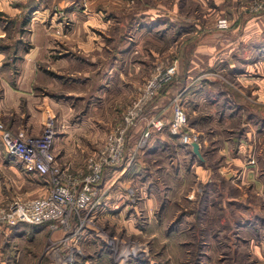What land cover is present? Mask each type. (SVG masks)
Returning <instances> with one entry per match:
<instances>
[{"label": "rangeland", "instance_id": "1", "mask_svg": "<svg viewBox=\"0 0 264 264\" xmlns=\"http://www.w3.org/2000/svg\"><path fill=\"white\" fill-rule=\"evenodd\" d=\"M118 2L122 4L116 8ZM85 3L86 0H0V85L4 81L17 85L26 72H44L47 85L55 69L62 73L56 74L62 76L60 79L69 82L71 70L82 69L88 71L89 76L83 74L88 81L98 75L106 87L104 97L100 94L102 99L94 100L98 110L90 117L100 131L95 135L97 140L88 143L84 166L77 170L66 159H57L68 174L87 170L88 158L120 126L127 107L156 66L174 62L177 73L165 87L166 94L161 90L143 112L136 129L128 132L126 154H134L131 163L124 170L121 164L107 179L113 183L112 201L117 194H124L122 203L118 207L106 205L95 228L86 227V234L70 236L63 229L49 226L36 232L29 225L16 229L0 223V264H62L69 257L72 264H264V189L258 190L244 177L246 168H255L259 160L264 169V102L238 90L236 78L246 66L241 60L225 70L224 63H215L224 55V48L211 53L208 50V35L215 28L222 31L221 37L225 36L226 28L218 27V20L234 13L239 34L248 30L246 25L255 30L251 21L255 23L254 19L261 17L263 32L258 46L264 45V0H104L103 7H111L99 8L103 25H91L87 32L91 39L95 36L96 43L103 44L98 63L91 61L95 56L89 52V61L78 66L54 65L50 59L55 52L69 45L82 18L89 20ZM72 4L79 10L73 11ZM83 10L85 14H81ZM258 46L247 48L244 54L250 60L264 56V47L257 49ZM124 48L126 52L122 53ZM38 49L42 57L33 62L35 56L39 57ZM255 72L264 77L263 67ZM99 87L94 85L83 90L84 96H78L87 98L91 105ZM225 89L228 93L222 95ZM35 90L42 96L50 94L44 85ZM158 102L154 115L166 122L173 117L174 104L183 103L190 127L200 132L205 146L203 152L201 147L202 158L193 151L192 155L183 153L177 163L184 166L179 178L170 167V154L180 147V141L174 147L169 145V150L161 147L150 155L138 148L141 133L135 130L142 128ZM79 110L74 115L80 114ZM51 115L53 112L46 108L38 134H42ZM13 131L18 133L20 129ZM250 136L261 138L260 143H254ZM242 142L247 148H255L242 151ZM4 150L0 141V207L16 197L46 193L42 177L27 171L22 162ZM194 165L200 166L198 171L194 172ZM232 196L238 200H230ZM9 241L14 242L12 248Z\"/></svg>", "mask_w": 264, "mask_h": 264}, {"label": "crops", "instance_id": "2", "mask_svg": "<svg viewBox=\"0 0 264 264\" xmlns=\"http://www.w3.org/2000/svg\"><path fill=\"white\" fill-rule=\"evenodd\" d=\"M88 1V2H87ZM130 3V2H129ZM87 7H85V10H88L89 14L91 15L89 20L88 17L83 19L82 22L78 23V28H73L74 32L69 40L71 42L68 44H64L63 48H61L60 52H55L54 57L50 59V62L54 65H63V64H69V65H80L81 62H88L89 61V52H91V56H95L92 58L91 61L96 64L98 63L99 58V50L101 51V42H97L94 40L96 39L95 36L91 39L88 36L87 32H90V26H102L104 21L101 20V17L99 13L101 10L99 8L103 7L104 0H86ZM122 4V2H118L116 5H118L116 8H118ZM109 9L108 6H105ZM103 7V8H105ZM72 10H79L77 8L76 4H72ZM85 10L81 11V14H85ZM232 13L233 9L230 10ZM237 11H241L238 10ZM147 12V11H145ZM235 14L230 15L227 17V19L230 21V27L223 30L225 33L224 37H221L222 31L213 30L208 37L210 40V46H208V50L211 52H214L217 49L224 48V55H222L219 58V61L215 59L216 64L224 63V68L227 70L228 68H232L236 65L238 60L242 61L243 65H246L244 70L242 72V76L239 74L238 81H239V87L238 90L242 94H247L251 97L257 98L259 100H262L264 102V77H260V73H263L260 71V73L255 72V70H258L259 67L264 68V56L261 57L258 56L255 58H250L246 56L244 53L246 52L247 48L258 46L259 44V38L261 36V32H263V26H261V23L263 20L261 17L257 16L253 21H251V24H255L256 28L255 30H250L249 25H246V29L248 30L244 32L243 34H239V25L234 24ZM79 18V16H77ZM108 26L107 24H104ZM75 26L72 25V27ZM216 26V23H215ZM71 28V27H70ZM87 34V36H85ZM70 34L68 33V36ZM254 39V40H253ZM254 41H256V44H254ZM51 45V44H50ZM261 46L264 47V45H260L257 47V49H261ZM96 50V54H95ZM40 53V54H39ZM38 56H35L33 58V62L37 61V59H41L42 53L38 49ZM58 55H61L60 57ZM103 55V54H102ZM126 55V54H125ZM53 58H56L55 60ZM125 58V56H124ZM65 59V61H64ZM124 60V59H123ZM210 62L212 63L213 60L210 58ZM78 68V67H77ZM56 70V69H55ZM55 72L54 75H49V81H47L46 85V78L44 72H29L27 75V72L20 77L19 81L17 80V85H9V83L5 82L1 86V98H0V118L4 123L10 127L11 129H17V130H27L31 134H38L42 131V125L44 124L43 118L46 112V108H49V111L53 112V115L56 116V127H57V136L55 138L54 143V152L56 154L57 159L62 160L66 159V161L70 162L72 164V167L75 169H81L84 166L85 159L87 155L89 154V147L88 143L92 140L96 139V134L98 133L97 128L94 126L97 124V122H94L91 119L92 112H97L98 106H95V103L99 101V97H101L100 94H102V97H104L103 92L105 91V88L103 85L104 83L100 81V77L97 75L91 76L92 81L87 80V77L89 76L87 70L78 69L72 72L71 80L68 82H64L66 80H62V76H58L59 74H62L60 72ZM58 74V75H56ZM83 74H88V76H84ZM73 75H78L79 77ZM66 78V77H65ZM131 78V77H130ZM133 78V77H132ZM59 79V80H58ZM215 79H217V76H215ZM20 83V84H18ZM67 83L70 85L69 88L67 87ZM34 85L33 87H30V85ZM100 84L99 90H96L95 98L92 99L91 105L89 104V101H86L87 98H83L84 94L83 90L86 92V89H90V87ZM37 85V86H35ZM47 86L50 90V94L41 95L39 93H36L35 87L39 88L41 86ZM23 86V87H22ZM25 86L27 88H25ZM111 84L109 83V87ZM22 87V88H21ZM31 90V95H29ZM38 90V89H37ZM28 92V93H27ZM82 94L83 96L80 98L78 95ZM71 97V98H70ZM101 97V99H102ZM96 100V102L94 101ZM104 101V100H103ZM23 103V104H22ZM103 103V102H102ZM81 105H84L83 107ZM159 102L156 103L151 111L147 114L148 117L150 115L156 114L155 112L159 108ZM26 107V108H25ZM84 108V109H83ZM80 109V110H79ZM79 110L80 114L77 112L76 115H74L75 111ZM144 122H142L144 125ZM249 123V122H247ZM137 131H141L140 127L137 128ZM92 134V137H89V135ZM136 133H133V136H135ZM255 139L253 141L254 143H260L259 137H253ZM161 138L162 140L169 141V142H175L178 143L179 141H175L171 135H169L165 130L161 131L159 134H155L153 139ZM1 141V139H0ZM2 142V141H1ZM174 143V145H175ZM248 143V139H247ZM247 144L245 142H242L240 145V148L242 151L245 149L248 151L250 148H255V146L250 145L248 148L246 146ZM5 148V146H4ZM6 150V149H5ZM4 150V151H5ZM6 152V151H5ZM7 153V152H6ZM183 151L177 147L175 149V152L171 155L170 161V167L174 170H176L177 178L181 177L184 170L181 164L177 166V163L181 158H183ZM232 160L237 161L234 157H231ZM261 159V158H259ZM240 160V159H239ZM174 164L177 167H174ZM241 164V163H240ZM244 166V164H243ZM196 167V170H195ZM200 166L194 165V172L198 171V168ZM245 167V166H244ZM224 169H227V167H223ZM252 168V167H251ZM170 168L166 169L169 171ZM247 170L244 172V177L248 182H254L256 184V188L258 190L264 189V169L263 167H260V160L256 163L255 168H246ZM206 170V169H205ZM204 170V175H205ZM261 171V172H260ZM201 169V173H202ZM258 173V176L256 173ZM207 175V172H206ZM202 176V175H201ZM245 180V181H246ZM241 186V185H240ZM242 187V186H241ZM124 194H117V198H115V201H112L111 194L106 199V204L111 206L113 204L114 207H118L121 203V197H123ZM149 199V197H148ZM114 202V203H113ZM148 205H150V202H148ZM112 210V209H111ZM113 216V215H112ZM10 243V241H9ZM12 243V242H11ZM76 249L79 250L80 246L79 244H75ZM11 247V244L9 246ZM70 251H72L70 249ZM87 264H90L87 262Z\"/></svg>", "mask_w": 264, "mask_h": 264}, {"label": "built area", "instance_id": "3", "mask_svg": "<svg viewBox=\"0 0 264 264\" xmlns=\"http://www.w3.org/2000/svg\"><path fill=\"white\" fill-rule=\"evenodd\" d=\"M217 25L228 28L229 20L220 18ZM176 73L174 62L156 66L127 107L120 126L114 128L101 148L88 158L87 170L74 175L57 164L54 152L57 130L53 115L47 118L42 134L26 133L24 130L15 133L0 119V139L7 153L22 162L27 171L41 175L47 187L44 194L16 197L1 206L0 223L10 227L19 223L48 224L53 230L63 229L70 236L85 233L86 227L95 228L103 210L106 211V199L113 185L107 179L113 177L121 164L122 170L127 168L133 159L134 154L132 157L126 154L128 132L136 129L146 105ZM166 126L163 118L155 115L148 117L141 128L138 148H144L153 133ZM169 128L179 136L180 143L192 146L198 142L202 147L200 132L190 127L188 112L180 102L174 104ZM62 264H72L71 258Z\"/></svg>", "mask_w": 264, "mask_h": 264}, {"label": "trees", "instance_id": "4", "mask_svg": "<svg viewBox=\"0 0 264 264\" xmlns=\"http://www.w3.org/2000/svg\"><path fill=\"white\" fill-rule=\"evenodd\" d=\"M122 51V53H125L126 52V48H124V49H122L121 50ZM175 77V76H174ZM174 81V78L171 80V81H169V82H167V83H165L162 87H161V89L159 90V92L161 91V90H163L162 91V93L163 92H165V94H166V92L168 91H166L165 90V87H167L169 84H171L172 82ZM181 88H183V87H181ZM226 90V92L224 93V94H222V95H226L228 92H227V89H225ZM158 92V93H159ZM236 92V91H235ZM158 93H157V95L155 96V97H157L158 96ZM239 93V92H238ZM154 97V98H155ZM153 98V99H154ZM153 99L151 100V101H149V103L146 105V107H145V111H144V113L147 111V107H149V106H151L152 105V101H153ZM156 99V98H155ZM151 104V105H150ZM182 105L184 106V104L182 103ZM185 107V106H184ZM150 108V107H149ZM148 108V109H149ZM151 116V115H150ZM173 118V117H172ZM172 118L167 122V126L165 127V128H163V129H161V130H156L154 133H153V135H152V137L150 138V140H149V142H148V144L144 147V148H139L141 151H144L145 152V154H147V155H150V154H155L158 150H159V148H161V147H165V148H163L164 150H169L171 147L169 146V145H171V146H173L174 145V143L175 142H169V141H165V140H162L161 138H158V139H153V137L155 136V134H159L161 131H166L169 135H171V137H173L174 138V140L175 141H179V136L178 135H176V134H173L172 132H171V130H170V128H169V125H170V123H171V121H172ZM140 133H141V131H140ZM179 143V142H178ZM153 145V146H152ZM179 148L184 152V153H187L188 154V152L192 155V151H193V148H192V146L191 145H183V144H179ZM174 147V146H173ZM204 149H205V146L204 145H202V152L204 151ZM174 152V151H173ZM173 152H171V154H173ZM134 165H136V164H134ZM130 173V172H129ZM35 174H37V173H35ZM39 175V174H38ZM41 176V175H40ZM42 177V176H41ZM42 179L44 180V178L42 177ZM230 200H235V201H237L238 199H235V197H230ZM200 210V209H199ZM25 225H29V226H32V227H34V228H36V232H38V231H41V230H44V229H46V228H48V224H31V223H19V224H17V225H14V226H11V228H16V229H19V228H25ZM23 231V230H22ZM10 240H12V239H10ZM12 242V241H11ZM10 242V244H11V246L12 245H14V242H12L11 243ZM150 258V257H149ZM152 258V257H151ZM149 261V260H148ZM152 261V260H151ZM153 264V263H152Z\"/></svg>", "mask_w": 264, "mask_h": 264}, {"label": "water", "instance_id": "5", "mask_svg": "<svg viewBox=\"0 0 264 264\" xmlns=\"http://www.w3.org/2000/svg\"><path fill=\"white\" fill-rule=\"evenodd\" d=\"M192 148H193V152H194L196 155H198L199 157L202 158L201 145H200V143H198V142H194V143L192 144Z\"/></svg>", "mask_w": 264, "mask_h": 264}]
</instances>
